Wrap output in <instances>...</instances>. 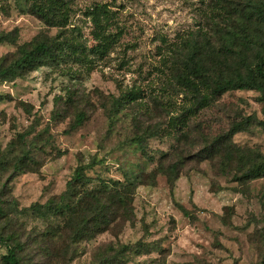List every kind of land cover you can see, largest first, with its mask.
Segmentation results:
<instances>
[{"label": "rangeland", "instance_id": "374dc122", "mask_svg": "<svg viewBox=\"0 0 264 264\" xmlns=\"http://www.w3.org/2000/svg\"><path fill=\"white\" fill-rule=\"evenodd\" d=\"M216 9L215 0H0V63L26 44L59 49L50 64L0 81V193L13 231L26 242L57 223L19 213L61 195L82 163L98 162L93 186L137 178L127 210L101 234L61 259H50L47 240L29 242V264H264V177L241 180L220 158H201L248 118L233 143L264 155L261 94L228 92L189 119L192 97L169 84L170 45L209 31ZM20 158L27 166L15 173ZM6 254L0 245V263Z\"/></svg>", "mask_w": 264, "mask_h": 264}, {"label": "trees", "instance_id": "16d2710c", "mask_svg": "<svg viewBox=\"0 0 264 264\" xmlns=\"http://www.w3.org/2000/svg\"><path fill=\"white\" fill-rule=\"evenodd\" d=\"M229 1L231 10L225 6ZM215 5L217 9L208 24L211 31L206 27L170 45V54L165 57L170 72L169 84L192 97L193 107L184 111L189 119L231 91L259 92L264 113V0H215ZM58 50L53 40L21 46L14 61L7 65L4 59L0 63V81H12L50 64L57 59ZM122 98L127 103L136 99L133 93H126ZM2 100L0 95V102ZM84 120L85 115L78 114L72 129L80 127ZM173 121L180 124L185 135L189 129L187 120L176 118ZM250 124L251 118L234 123L228 134L205 147L201 158L211 161L220 158L221 170L241 180L264 177V155L233 143V137L248 130ZM260 124L264 127V122ZM97 164L95 159L89 164L82 163L61 195L45 205L34 204L20 211L21 215L31 212L42 218L55 216L58 219L45 230L29 234L26 242L13 231L14 219L7 220L0 193V222L7 223L0 230V245L7 249L0 264H29L27 244H37L42 239L52 244L50 259L65 258L71 253V245L101 234L107 227L109 215L127 210L137 187L133 181L137 178L128 183L101 181L100 185L93 186L94 180L88 172ZM26 166V159L20 158L14 165V172H23ZM179 171V164L170 167V174L175 177Z\"/></svg>", "mask_w": 264, "mask_h": 264}]
</instances>
